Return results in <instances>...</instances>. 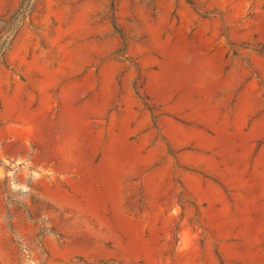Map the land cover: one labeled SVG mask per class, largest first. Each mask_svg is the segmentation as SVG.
Returning <instances> with one entry per match:
<instances>
[{
  "label": "rangeland",
  "instance_id": "1",
  "mask_svg": "<svg viewBox=\"0 0 264 264\" xmlns=\"http://www.w3.org/2000/svg\"><path fill=\"white\" fill-rule=\"evenodd\" d=\"M0 264H264V0H0Z\"/></svg>",
  "mask_w": 264,
  "mask_h": 264
}]
</instances>
